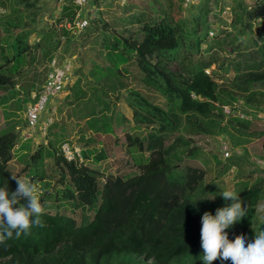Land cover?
Returning a JSON list of instances; mask_svg holds the SVG:
<instances>
[{
  "label": "trees",
  "instance_id": "trees-1",
  "mask_svg": "<svg viewBox=\"0 0 264 264\" xmlns=\"http://www.w3.org/2000/svg\"><path fill=\"white\" fill-rule=\"evenodd\" d=\"M235 1L230 6L231 22L225 23L234 32L233 48L237 55L224 62L217 49L210 50L212 53L205 57L193 54L206 41H211L212 49V42L222 34L217 31L212 39H207L210 23L205 12L202 19L200 15L199 19L191 20L190 28L173 11L153 21L144 20L139 38L133 37V33L125 36L110 30L106 22L101 24L103 33L97 51L101 48L98 54L104 61L97 64L88 58L94 99L81 129L94 133L93 139H86L84 143L95 141L100 146L81 151L84 159L95 164L116 155L127 153V156L121 155L112 161L116 174H106L101 182L98 170L66 160L52 143L50 148L40 144L29 155L24 170L31 184H39L43 226L33 224L19 237L14 230L11 238L5 236L0 242V264H204L201 217L205 212L215 215L218 208L230 201H225L217 192L215 196L208 195V191L214 190L205 183L206 169L182 159L184 154L189 158L196 154V149L190 147L189 135L228 134L234 146L241 145L240 137L244 141L255 135L264 138V119L260 116L264 113V0H254L252 6L242 0ZM35 2L0 0L4 9L0 14L7 13L8 9V15L0 18L3 31L0 34V89L13 85V75L20 72L30 50L31 29H25L20 5L29 9L35 7ZM168 4L172 6V0ZM207 4L206 0L203 7ZM64 9V14L69 15L70 6ZM92 18L81 33L73 35L62 28L55 39L57 44L60 35H64L65 48L73 43L76 52L68 56L79 61L82 71L86 70V57L83 58L80 47L86 42V34L95 31L97 23ZM136 21H142V17ZM203 21H207V30L202 38L198 32ZM229 30L220 38L227 36ZM132 63L139 70L142 82L165 98V107L129 89L126 103L132 110L133 125L126 128L123 115L113 116L108 97L110 91L117 95L127 89L128 68ZM172 64L176 67L172 68ZM220 70L233 73L226 77L218 73ZM81 82L80 77L73 82V93L66 102L74 104L89 96L81 88ZM235 103L240 115L249 116L244 118L238 113L226 117L222 106L233 109ZM142 128L147 130L145 134ZM130 129L136 131L131 133ZM174 133L177 134L172 138ZM80 138L85 139L84 133ZM17 141L14 130L0 133V189L7 190L9 198L18 187L12 179L17 176L10 168ZM46 158L53 161L51 174L43 167ZM216 159L220 164L217 156ZM234 163L228 157L218 167V173L227 172ZM131 170L137 172L130 174ZM263 192L264 178L250 184L245 182L235 192L246 214L225 229L230 241L241 235L247 244L258 231L264 230L259 207ZM16 200L14 207L28 204L27 198ZM67 205L72 209L95 205L96 208L91 219L78 223L74 217L59 212ZM52 207L57 210L52 212ZM6 227L0 222V235ZM212 264H231V261L217 259Z\"/></svg>",
  "mask_w": 264,
  "mask_h": 264
},
{
  "label": "rangeland",
  "instance_id": "rangeland-1",
  "mask_svg": "<svg viewBox=\"0 0 264 264\" xmlns=\"http://www.w3.org/2000/svg\"><path fill=\"white\" fill-rule=\"evenodd\" d=\"M234 1L235 0H207L209 6L207 4V7H203L206 0H198L191 4H186L183 0H172V6H169L168 0H126L124 3H120L118 0H90L86 9L90 11L94 10L93 16H95V18H91L95 20L97 26H95V31L93 33L86 34V42H83V44H81L82 47H80L83 58L86 57V70H80L79 61L75 62L74 60V66L77 65L75 67L77 71L74 70V73L71 72L66 80V84L69 83L68 85H71V82L79 75L78 78H82L81 86L85 87L87 95L89 94V96L85 100L83 99L74 104L66 102L63 95H60L58 98H50L45 111L41 114L40 122L34 129L28 128L25 120V109L30 102L29 93L39 88L44 77L43 75L47 69L48 60L50 56L56 52V34L61 31L59 24L65 14L64 12H59L60 6L57 4V0H36L35 7L29 9H24L23 5H20L26 20L25 26L27 28L25 27V29H31L28 39L30 50L24 57L20 72L13 75V85L0 89V133L7 130H14L18 134V141L13 149V158L10 162L11 171L18 178H26L29 180L28 172L24 170V167L29 155L32 154L40 144L50 148L49 143H52L59 152L61 151L62 144L66 142L77 145L81 149L100 146L99 143L95 141L84 143L86 139H93L92 135L94 133L91 130L82 132L81 129L85 126V118L94 99V95H92L93 90L91 88L92 78L89 74L91 65L89 66L88 58L91 57L97 64H100L102 60L104 61V57L98 54L101 48L97 51L99 47L98 41L103 33V26L101 25L103 22L109 24V27H111L110 30H115L125 36H129L130 33H133V37L139 38V28L144 20L153 21L159 19L164 13L169 15V13L173 11L176 17L182 18L184 21L186 20V24H188L190 28L193 24L191 20L199 19L200 15L205 12V14H208L206 20L210 23V26H217L218 31H222L218 33L222 34L212 42V49L210 48L211 41H206L201 44L198 51H193V54L196 57H199V55L205 57L212 53L210 50L217 49V52H219L224 62L226 59H230L237 55V51L233 48L236 44V41H233L234 32L229 30L230 27L225 23L224 19L221 18L219 10L224 6L233 7L236 2ZM242 1L249 6H252L254 2V0ZM159 3H161L165 12L158 8L160 6ZM65 10L66 9L63 8V11ZM32 11H34L33 15L31 14ZM142 13L143 15H141ZM6 15H8V9L7 13L0 14V18H5ZM140 17H142V21H136ZM31 18H35V20ZM200 18L202 19L203 15ZM99 20L100 22H98ZM207 21L202 22V26L198 32L199 36L202 38L206 36ZM226 29H228L229 32L227 36L221 39L220 37H222ZM1 33H3V31L0 26V34ZM64 44L65 42L61 46L60 57L68 56L70 53L76 52L74 51L73 43H70L66 48ZM0 62H2L1 59ZM174 67H176V65L172 64V68ZM210 68H215V65L212 64ZM128 69L130 74L127 76L126 81L129 83V88L127 87V89L117 92V95L116 92L110 91V96L108 97L111 99L112 110L114 111L113 116L117 114L120 118V115H123L126 118V121H124L126 128H130L133 125L132 110L126 103V96L128 95L129 89H135L155 105L165 107V98L154 88L142 82L140 78L141 74L135 64H130ZM83 73H86V75L84 76ZM218 73L222 75L225 74L224 76L228 77L232 75L233 72L229 71L228 73H224L220 70ZM216 80L219 82L220 78ZM50 118L52 122L44 132L41 129V125L46 123ZM113 122L115 123L114 119ZM135 131L134 129H130L131 133ZM146 131L145 128L141 129L143 134H145ZM82 133H84L85 139L80 138ZM175 134L177 133H174L171 137L174 138ZM238 135L240 134L238 133ZM189 137L191 139L190 147L196 149V154L195 157L191 158L187 156L188 154H184L182 155V159L184 162L196 163L206 169L205 183L207 187L209 186L214 190L212 192L208 191V195L215 196V192L221 194L224 190L233 191L235 193L243 183L247 182L250 184L256 179L264 178V167L259 166L255 162L257 159H264V157H262L264 155L263 137L255 135L250 137L248 141H244V139L240 137L239 140L241 145L239 146L233 145L228 134L206 135L194 133L189 135ZM221 140H227L230 143L232 146V153L230 156L236 161L225 173H218V167L220 168V166L227 161V158H222L219 150ZM126 154L116 155L98 164L88 161L83 157L82 163L101 172V174H97V177L99 181L102 182L106 174H116L115 167L111 164L113 163L112 161H115V159L121 155L122 158H125L124 156H127ZM216 156L220 159V164H218L219 162ZM43 167L46 169L47 173L51 174L53 172L52 159L46 158ZM128 168L133 167L129 166ZM130 172V174H134L137 171L131 170ZM35 186L38 189L37 194H39V184ZM259 207L261 208L260 218L264 224V195ZM95 208L96 205L83 209L81 207L72 209L70 205H67L60 208L59 212L74 217V219L80 223L91 219L94 215ZM50 210L55 212L57 209L52 207Z\"/></svg>",
  "mask_w": 264,
  "mask_h": 264
},
{
  "label": "clouds",
  "instance_id": "clouds-1",
  "mask_svg": "<svg viewBox=\"0 0 264 264\" xmlns=\"http://www.w3.org/2000/svg\"><path fill=\"white\" fill-rule=\"evenodd\" d=\"M12 179L18 186L12 193V198H9L7 190L0 189V222L7 225L4 234L0 235V242H3L5 236L11 238L13 230L19 237L22 232L27 233L33 224L43 226L40 215L44 209L37 194V187L26 178L13 176ZM221 196L230 203L218 208L215 215L205 212L201 217L200 241L204 264H212L217 259L230 260L231 264H264V230L258 231L254 240L247 244L246 238L241 235H236L234 240L230 241L225 229L230 228L246 213L239 197L233 191L224 190ZM17 197L27 198V206L14 207Z\"/></svg>",
  "mask_w": 264,
  "mask_h": 264
},
{
  "label": "built area",
  "instance_id": "built-area-1",
  "mask_svg": "<svg viewBox=\"0 0 264 264\" xmlns=\"http://www.w3.org/2000/svg\"><path fill=\"white\" fill-rule=\"evenodd\" d=\"M90 0H57V4L60 6L59 12H64L63 8L68 5L70 6L69 15H63L59 27L66 29L71 34L76 35L84 31L88 26L89 20L93 17L94 10L86 9ZM120 3H124L126 0H118ZM186 4L193 3L198 0H183ZM4 9L0 6V13H3ZM220 16L226 23L231 22V10L229 6H224L220 11ZM218 31L217 26H210L207 32V39H212ZM66 38L64 35H60L56 52H54L47 63V72L43 83L39 88L29 93L30 102L25 109V120L28 128L34 129L40 122L41 114L45 111L47 103L50 98L57 97L64 89L66 80L70 72L74 67V56H63L61 55V46L65 42ZM209 73V69L205 70ZM234 108H230L227 105L222 106L223 113L225 116H231L232 114L240 115L238 110V104H234ZM235 109V111H234ZM52 113V112H50ZM241 117H248L249 115L241 114ZM264 119V113L260 115ZM51 118L41 125V129L45 132L48 125L51 123ZM219 150L222 158H227L232 153V147L227 140H221L219 144ZM61 152L63 157L68 161H74L76 163L83 162V156L81 148L77 145L63 143L61 146ZM256 163L259 166L264 167V160L257 159Z\"/></svg>",
  "mask_w": 264,
  "mask_h": 264
},
{
  "label": "crops",
  "instance_id": "crops-1",
  "mask_svg": "<svg viewBox=\"0 0 264 264\" xmlns=\"http://www.w3.org/2000/svg\"><path fill=\"white\" fill-rule=\"evenodd\" d=\"M77 65H75L74 67H73V69H72V71L71 72H73L74 73V70H76V67ZM77 71V70H76ZM46 72H47V69H46V71H45V73H44V77H43V79H42V82H41V84L43 83V81H44V79H45V75H46ZM70 72V73H71ZM79 76V75H78ZM78 76H77V78H78ZM77 78L74 80V81H72L71 83L73 84V82H75L76 80H77ZM40 84V85H41ZM69 84V83H68ZM68 84H65V86H64V89H63V91L57 96V98L60 96V95H63L64 97L63 98H67L70 94H72L73 92H72V89H71V85H68ZM81 88L84 90V91H86L85 90V87H82L81 86ZM91 89V88H90ZM86 93H87V91H86ZM87 96V95H86ZM54 98H56V97H54ZM86 99V98H85ZM84 99V100H85Z\"/></svg>",
  "mask_w": 264,
  "mask_h": 264
}]
</instances>
